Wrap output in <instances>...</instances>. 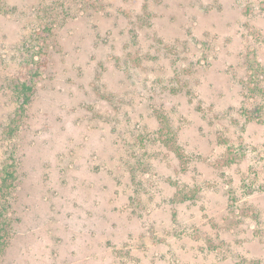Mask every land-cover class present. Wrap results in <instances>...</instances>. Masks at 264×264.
Masks as SVG:
<instances>
[{
	"label": "rangeland",
	"instance_id": "1",
	"mask_svg": "<svg viewBox=\"0 0 264 264\" xmlns=\"http://www.w3.org/2000/svg\"><path fill=\"white\" fill-rule=\"evenodd\" d=\"M0 2V264H264V0Z\"/></svg>",
	"mask_w": 264,
	"mask_h": 264
},
{
	"label": "trees",
	"instance_id": "2",
	"mask_svg": "<svg viewBox=\"0 0 264 264\" xmlns=\"http://www.w3.org/2000/svg\"><path fill=\"white\" fill-rule=\"evenodd\" d=\"M7 8L4 3L2 4V2H0V13H4L6 14ZM57 3H54L49 9V11L46 13L45 16H49V17H55L54 15L57 13ZM62 8L63 11H59V16L62 15V13L64 12V5L62 4ZM55 13V14H54ZM42 34H48L50 35L52 33V28H45L42 32ZM40 34V33H39ZM44 48V49H43ZM40 49H43V51H46L45 47H40ZM35 68V67H34ZM37 69V67L35 68ZM30 70H33L30 68ZM10 88L13 90V95L16 98V101L19 104V108H18V112H19V125L23 123V117L22 115L25 114V112L27 111L28 106H30V104L33 101V97L35 95L36 92V88L37 85L34 82H28L27 80H22V79H17L16 81H14L13 83L9 84ZM19 125L16 126V128L19 127ZM163 130H167L168 125L166 124L165 126H163ZM161 130V132L163 131ZM160 136V134H159ZM157 136V138H155V140H159V138H161V136L159 137ZM141 141L145 142L146 139L142 138ZM165 144L171 149V151L173 153L176 154V156L180 159V161L182 163H187L188 159L186 158L185 154L182 152L181 147L178 146V144L173 140V139H168L166 141H164ZM177 144V145H176ZM12 157V163L8 164L5 166V169L3 170V185H5V189L3 190V192H8L10 191V197L11 195L14 194V190L17 187V163L15 160V156L14 153L13 155H11ZM7 187V188H6ZM5 195H3L4 197ZM9 198L5 199L4 202L8 203ZM8 239V238H7ZM8 240L5 241V237H3L0 234V252L2 253V251L5 250L6 246L8 245Z\"/></svg>",
	"mask_w": 264,
	"mask_h": 264
}]
</instances>
